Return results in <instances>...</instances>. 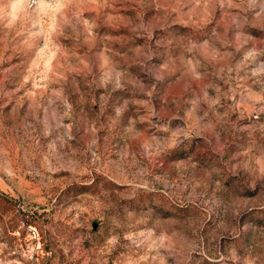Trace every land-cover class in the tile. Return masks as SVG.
<instances>
[{"label":"rangeland","instance_id":"obj_1","mask_svg":"<svg viewBox=\"0 0 264 264\" xmlns=\"http://www.w3.org/2000/svg\"><path fill=\"white\" fill-rule=\"evenodd\" d=\"M0 264H264V0H0Z\"/></svg>","mask_w":264,"mask_h":264},{"label":"trees","instance_id":"obj_2","mask_svg":"<svg viewBox=\"0 0 264 264\" xmlns=\"http://www.w3.org/2000/svg\"><path fill=\"white\" fill-rule=\"evenodd\" d=\"M26 225H32V222H27Z\"/></svg>","mask_w":264,"mask_h":264}]
</instances>
